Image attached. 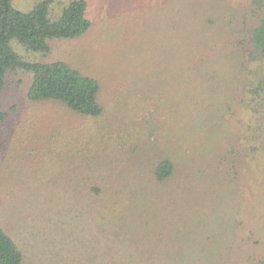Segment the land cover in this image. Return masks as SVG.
I'll list each match as a JSON object with an SVG mask.
<instances>
[{
    "label": "rangeland",
    "instance_id": "1",
    "mask_svg": "<svg viewBox=\"0 0 264 264\" xmlns=\"http://www.w3.org/2000/svg\"><path fill=\"white\" fill-rule=\"evenodd\" d=\"M45 1L55 20L74 0L13 6ZM84 1V36L15 49L98 80L103 115L31 102L22 71L0 91V226L25 264H264V152L245 144L248 69L231 54L259 23L252 0H200L190 33L187 0ZM164 158L176 173L160 183Z\"/></svg>",
    "mask_w": 264,
    "mask_h": 264
},
{
    "label": "trees",
    "instance_id": "2",
    "mask_svg": "<svg viewBox=\"0 0 264 264\" xmlns=\"http://www.w3.org/2000/svg\"><path fill=\"white\" fill-rule=\"evenodd\" d=\"M187 1L193 5L186 19L190 33V28L199 27L200 19H203L201 16L205 15H202L204 12L200 0ZM51 4V1L42 2L25 13L13 6V0H0V91L4 89L10 72L22 71L32 77L28 92L31 102H56L77 114L100 117L104 107L99 100L101 85L98 80L66 62H28L15 49L17 45L26 52L46 55L51 52L50 41L78 39L91 28L86 1H72L55 20L50 16ZM252 4L256 7L254 13L259 15V23L237 30V36L231 41V54L239 56L248 69L245 96L251 115L245 144L250 145L248 151L259 159L264 152V0H252ZM196 37L208 42L219 38L218 35L213 37L211 33L205 32H200ZM199 62H203L202 59ZM198 63L197 69L201 70ZM6 117L5 113H0V123ZM151 172L156 181L163 183L174 176L176 164L170 158H164L154 165ZM0 264H25L24 252L1 226Z\"/></svg>",
    "mask_w": 264,
    "mask_h": 264
}]
</instances>
